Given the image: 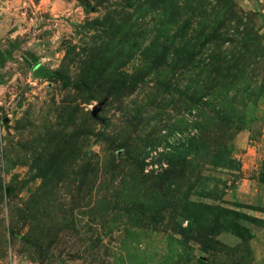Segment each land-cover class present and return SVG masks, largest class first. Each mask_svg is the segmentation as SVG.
<instances>
[{"label":"rangeland","instance_id":"obj_1","mask_svg":"<svg viewBox=\"0 0 264 264\" xmlns=\"http://www.w3.org/2000/svg\"><path fill=\"white\" fill-rule=\"evenodd\" d=\"M2 15L0 264H264V0Z\"/></svg>","mask_w":264,"mask_h":264},{"label":"crops","instance_id":"obj_2","mask_svg":"<svg viewBox=\"0 0 264 264\" xmlns=\"http://www.w3.org/2000/svg\"><path fill=\"white\" fill-rule=\"evenodd\" d=\"M1 1L3 0H0V23L5 17L2 15L3 13L13 14L15 17L14 24L18 23L19 26L23 21L28 24L34 23L36 21L35 13L45 15L46 12L53 10V6L57 1L59 2V0H18L13 7V5L11 6V0H4L7 7H3Z\"/></svg>","mask_w":264,"mask_h":264},{"label":"water","instance_id":"obj_3","mask_svg":"<svg viewBox=\"0 0 264 264\" xmlns=\"http://www.w3.org/2000/svg\"><path fill=\"white\" fill-rule=\"evenodd\" d=\"M98 110H99V106H94L91 111V114L94 115Z\"/></svg>","mask_w":264,"mask_h":264}]
</instances>
